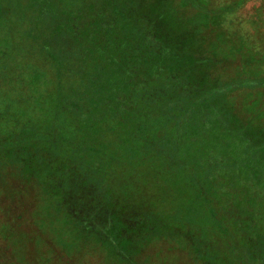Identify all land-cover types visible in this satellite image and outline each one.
Instances as JSON below:
<instances>
[{
    "label": "rangeland",
    "instance_id": "obj_1",
    "mask_svg": "<svg viewBox=\"0 0 264 264\" xmlns=\"http://www.w3.org/2000/svg\"><path fill=\"white\" fill-rule=\"evenodd\" d=\"M88 1L91 0H71L75 6L70 14L67 0H0V110L12 95L1 86V79L24 77L29 84L26 89L35 94L34 107H40L42 103V111H51L41 120L0 121V147L14 146L16 140L28 138L33 134L32 127L49 130L57 127V136L45 142L50 151L47 155L51 158L48 167L51 171L47 174L51 177H59L70 170L67 158L62 162L53 158L59 159L57 154L68 155L64 151L73 152L72 148L62 144L58 145L60 150L57 144L76 138L69 125L56 122L57 112L70 111L69 101L83 103L75 106L83 116L84 110L88 112L95 108L92 102L86 104L84 99L91 94L87 85L88 72L101 60L94 40L89 38L94 31L91 12L84 3ZM103 1L96 0L98 5ZM169 2L184 20V25L188 20L191 30L194 24L200 40L205 39L201 47L208 56L211 52L214 60L211 77L219 79L226 87H222L225 104L221 107L209 101V90L205 87L208 82L203 83V90L199 89L195 94L193 89L189 90L184 92L188 97L172 101L178 106L184 105L183 101L189 104L182 110L184 113L179 120L170 123L175 124L174 128L181 127L180 130L168 129L175 131L172 143L177 145L168 156L175 164L174 173L185 174L186 179L193 177L192 182L186 183L179 176L160 178V170L154 165L162 162L154 161L158 159L154 148L159 149L161 135H154L150 142L148 154L155 157L140 160L132 142L129 153L122 154L112 149L109 141L110 154L119 162L124 161L119 160L121 158L128 161L126 176L133 175L132 179H138L131 192L130 204L137 210H142L141 206L146 204V210L140 211L144 219L134 225L137 231L118 234L119 245H115L101 233L87 232L81 223L74 222L68 203L57 204L46 195L23 161L16 156L10 162L0 161V224L3 229H0V264H264V234L255 232L257 224L264 225V192L259 195L247 193L249 188L244 186V175L236 166L242 159L239 150L243 152L238 146L248 145L251 138L260 140L248 134L250 124L255 125L264 116V0ZM60 37L68 49L56 53L50 46ZM114 43L109 44L116 51L119 45ZM49 53L60 60L68 59L65 75L63 63L50 75L47 67L40 65L42 58L51 60ZM83 54L85 56L81 58ZM168 70L175 72V65L166 64L155 73L165 74ZM144 75L147 73H141L140 77ZM112 76L103 91L104 106L111 108L116 106L119 98L125 97L123 76L119 73ZM40 80L42 84H36ZM187 83V80L182 81L178 94L183 93ZM146 85L154 86V82L148 80ZM195 85L193 82V87ZM15 89L17 100L20 96L18 88ZM69 115L67 113L68 119H76L70 125L84 126L85 122L79 116L71 118ZM263 137L264 133L260 138ZM190 142L193 147L189 149ZM202 143L204 145L199 147ZM37 144L35 142L33 146ZM217 154L230 158L227 170L220 172L209 164ZM89 157L80 156L78 164L81 165L74 164L72 169L89 176L83 186L92 194L96 191L113 195L109 188L117 190L120 187L109 181L112 176L117 179V175L106 173V183L102 184V179L95 177L101 171V161L99 157ZM200 162L201 185L194 181L193 175L195 164ZM156 178L158 183L154 182ZM228 178L232 181L231 186L217 191L221 182ZM235 193L238 194L233 195ZM229 196L236 198L232 209L225 207V199ZM247 215L253 220L246 225L250 231L240 234L235 224L240 216ZM11 216L17 219L16 227L9 226L14 230L6 228ZM119 224L117 219L112 226L116 228ZM108 232L115 231L110 229Z\"/></svg>",
    "mask_w": 264,
    "mask_h": 264
},
{
    "label": "trees",
    "instance_id": "obj_2",
    "mask_svg": "<svg viewBox=\"0 0 264 264\" xmlns=\"http://www.w3.org/2000/svg\"><path fill=\"white\" fill-rule=\"evenodd\" d=\"M84 3L90 10L93 20L92 30L94 32L92 34L94 36L90 34L89 38L94 40L96 50L101 53L100 62L93 65L88 72L87 85L91 94L89 98H84L87 100L86 104L92 102L95 108L88 112L84 110L85 115L83 116L75 107L83 103L79 102L78 104L69 101L68 109H71L70 111L64 110V114L57 112L59 115L56 122L63 121L65 125H69L71 133L76 138L72 141L65 139L67 143L57 144L60 150L59 146L64 144L66 147L70 146L73 152L64 151L68 155L57 154L59 159L53 158V160H61L62 162L67 158V165L71 170L74 164H78L80 156L84 158L99 157L98 160L101 161L99 168H101L102 174L99 170L95 177L102 179V184H105V174L114 173L115 176L117 175V179L112 176V181L109 182L118 183L119 191L116 192L118 189L109 188L113 195L103 192L98 194L96 191H93L92 194L89 188L83 186L89 176L87 174L80 175L75 169L67 170L69 172L62 173L59 177H51L47 174L51 171L48 168L51 158L47 155L50 151L45 142L57 136L59 129L55 126H53L54 130L32 127L33 134L28 138L16 140V143L12 142L15 143L14 146L8 144L6 148L0 147V161L10 162L16 156L18 160L24 162V167L31 176L35 177L37 185L46 195L55 199L57 204L61 201L68 203L74 222H78L79 225L81 223L87 232H99L103 238L109 239L110 243L119 245L120 236L118 234H130L132 231H137L134 225L141 218L144 219L140 211L146 210V204H143L146 201L142 203V210L132 207L129 199L138 179H132L134 178L133 175L126 176L128 161L121 158L119 160L124 161L119 162L115 156L110 154L107 144L111 142L112 149L122 154H128L130 145L133 143L132 148H136L139 160L144 157L154 158L155 155L150 156L148 154L150 142L154 135H161L158 141L159 149L154 148L158 157L154 161L162 162V164L154 165L156 169L160 170L159 173L162 175L160 178L179 176L186 183H191L193 177L186 179L185 174L174 173L175 164L168 156L177 149V145L172 143L174 140L172 136L175 135V131H168L169 128H174L175 124L170 123L173 120H179L184 113L182 110L187 108L186 104L189 102L183 101L184 105L178 106L172 101L174 98L188 97V94L184 92H189L192 89L193 94H195L196 91L203 88V83L208 82L205 87L209 90L208 97L211 99L209 101L211 103L216 102L221 107L225 104L222 98L225 91L222 87L224 89L226 87L220 84L219 79L211 77L210 71L214 60L211 52L209 53L210 57L201 47L205 39L200 40L201 36L196 32L194 24L193 30H191L192 25L190 22L188 24V20H186L187 24L184 25V20L174 11L169 0H104L101 5H98L96 0H91ZM67 4L69 12L72 14L75 5L71 3V0H67ZM58 31L63 32L60 29ZM64 33L70 35L66 31ZM150 40L152 41L150 42ZM110 42H115V45L118 43L119 49L116 51L111 49L113 46L109 44ZM66 45L64 39L60 37L58 41L51 44L50 48L56 49V53H61L65 48L68 49ZM49 56L52 55L49 53ZM84 56V54L80 55L81 58ZM171 62L175 65V72L169 73L170 70H168L165 74L155 73L156 69H160L166 64L172 65ZM39 63L47 67L49 75L54 73L61 63H63L62 72L64 75L69 68L68 59L60 60V57L52 56L51 60L50 58H42ZM81 64L82 62L80 65L78 63L80 68ZM127 66L130 68L126 70L125 67ZM183 69L185 72H182ZM31 72L37 73L38 71L31 70ZM138 72L140 75L146 72L147 75L141 78ZM113 73H119L123 76L122 88L125 97L119 98L116 106L111 108L104 106L103 91L106 89L104 85L108 79L113 77ZM154 73L156 75L152 77ZM1 80V86L12 95L3 103L4 106L0 110V115H2L0 121L4 119H7L8 122L33 121L43 119L44 115H50L51 111L48 109H45L46 111L41 110L42 103H40V107H34L35 94L26 89L29 86L28 79L4 77ZM148 80L153 81L154 86L147 87ZM184 80H187L188 83L183 88V93L178 94L177 90ZM193 82L196 83L195 87H193ZM37 83L42 84V80L37 81ZM15 88H18L20 96L17 100L13 92L16 90ZM205 100L206 98H204ZM166 102L172 103L163 105ZM225 111L229 114L227 110ZM67 113L70 114L71 118L79 116L82 122H85L84 126L70 125V122L76 121V119H68ZM229 116L233 119V116L231 117L230 114ZM180 127L181 125L175 126L174 129L180 130ZM249 127L251 128L248 136L260 140L255 141L251 138L248 140V145L244 143V146H238V150L241 149L243 152L239 150L242 153L240 155L242 159L236 166L244 175V186L249 188L247 193L250 194L251 191L259 195L264 192V137L260 138L264 133V116L257 120L255 125L250 124ZM35 142L38 144L34 147L33 143ZM202 145L204 143L199 147ZM190 147H193L192 142L188 148L190 149ZM225 157L227 155L217 154L213 160H210L209 164H212V167L217 171H225L230 163V158ZM130 163H132L131 160ZM80 165L78 164V166ZM200 167L201 162L195 164L193 175H195L194 181L201 185L203 184L202 175L198 172ZM182 170L184 171V169ZM152 178L151 182H153ZM145 181L147 180L145 179ZM154 182L158 183L159 179H154ZM231 184L232 181L229 178L225 179L216 190L228 189ZM236 194L238 193L233 195ZM114 202L116 205H112ZM225 203L226 208L232 209L233 205L236 204V198L229 196L225 199ZM115 214L116 216H114ZM9 218L6 228L14 230L9 226H17L16 216ZM117 219L120 224L114 228L112 224ZM238 219L235 229L240 234H248L250 229L246 228V225L253 221L251 216H240ZM110 229L115 232L109 234ZM1 230L3 231V229ZM255 232L264 234V225L257 224Z\"/></svg>",
    "mask_w": 264,
    "mask_h": 264
}]
</instances>
